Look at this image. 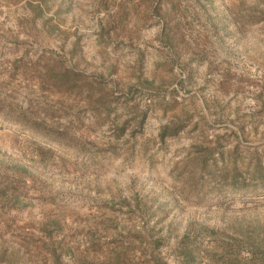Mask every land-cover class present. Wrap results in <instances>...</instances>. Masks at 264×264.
I'll use <instances>...</instances> for the list:
<instances>
[{
  "label": "rangeland",
  "instance_id": "1",
  "mask_svg": "<svg viewBox=\"0 0 264 264\" xmlns=\"http://www.w3.org/2000/svg\"><path fill=\"white\" fill-rule=\"evenodd\" d=\"M258 158L264 0H0V264H264Z\"/></svg>",
  "mask_w": 264,
  "mask_h": 264
},
{
  "label": "trees",
  "instance_id": "2",
  "mask_svg": "<svg viewBox=\"0 0 264 264\" xmlns=\"http://www.w3.org/2000/svg\"><path fill=\"white\" fill-rule=\"evenodd\" d=\"M169 130H170L169 126L166 125L165 127H163L162 134H161L163 139L166 136H171L174 134L173 132H171ZM188 161L190 162V159ZM191 162L193 165V172H195L196 175H199V177L203 176L205 174V171L207 168V164L205 163V161H203L202 159H199V158H197V159L193 158V159H191ZM262 162L263 161L261 158L257 159V162H256L257 164L254 166L255 171H254L253 177L258 176L263 181L264 180V164H262ZM235 167H237L236 164H235ZM208 168L212 169V170L211 169L210 170H211V174H213L215 172V169H217V162L215 161V162L209 164Z\"/></svg>",
  "mask_w": 264,
  "mask_h": 264
}]
</instances>
